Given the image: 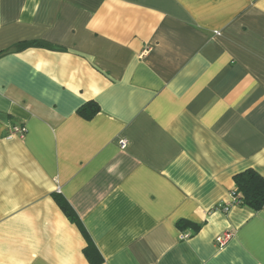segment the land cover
Returning <instances> with one entry per match:
<instances>
[{
	"label": "crops",
	"instance_id": "1",
	"mask_svg": "<svg viewBox=\"0 0 264 264\" xmlns=\"http://www.w3.org/2000/svg\"><path fill=\"white\" fill-rule=\"evenodd\" d=\"M2 52L0 264H89L55 193L101 264H264V0H0Z\"/></svg>",
	"mask_w": 264,
	"mask_h": 264
},
{
	"label": "trees",
	"instance_id": "2",
	"mask_svg": "<svg viewBox=\"0 0 264 264\" xmlns=\"http://www.w3.org/2000/svg\"><path fill=\"white\" fill-rule=\"evenodd\" d=\"M29 47H45L52 49L46 45L38 44L35 42H23L17 45L16 50L20 51ZM58 49V48H57ZM56 50V49H52ZM2 52L0 54H4ZM99 112L98 105L89 101L83 104L77 109V115L84 120H91ZM234 190L231 194L235 197V205L243 208H247L253 212H258L264 207V178L259 175L253 169L244 170L233 177ZM52 198L60 211L64 214L66 219L75 225L80 233L86 240V246L83 249V255L89 264H101L102 258L99 255L97 249L94 247L90 241L85 229L83 228L80 220L72 207L68 202L59 194H53ZM176 227L179 230H184L185 228H191L194 232L198 231L199 226L189 223L184 220H180L176 223Z\"/></svg>",
	"mask_w": 264,
	"mask_h": 264
},
{
	"label": "built area",
	"instance_id": "3",
	"mask_svg": "<svg viewBox=\"0 0 264 264\" xmlns=\"http://www.w3.org/2000/svg\"><path fill=\"white\" fill-rule=\"evenodd\" d=\"M214 33L215 35H218V32H214ZM13 131L19 134H23L25 132V129L23 127H20V128H14ZM118 145L121 150H124L127 147V142L125 140H120ZM232 206H235V197L233 194H231L230 203L221 206L220 210L222 212H227ZM187 237L188 236L184 234L180 236V239H185ZM230 239H231V234L229 232H224L222 234L216 235L214 238V242L218 248H222L230 241Z\"/></svg>",
	"mask_w": 264,
	"mask_h": 264
}]
</instances>
